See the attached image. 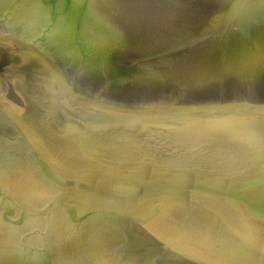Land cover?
<instances>
[{"label":"water","instance_id":"1","mask_svg":"<svg viewBox=\"0 0 264 264\" xmlns=\"http://www.w3.org/2000/svg\"><path fill=\"white\" fill-rule=\"evenodd\" d=\"M0 264H264V0H0Z\"/></svg>","mask_w":264,"mask_h":264}]
</instances>
